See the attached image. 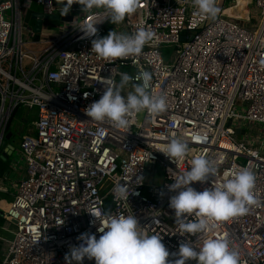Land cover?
I'll return each mask as SVG.
<instances>
[{
  "label": "built area",
  "instance_id": "1",
  "mask_svg": "<svg viewBox=\"0 0 264 264\" xmlns=\"http://www.w3.org/2000/svg\"><path fill=\"white\" fill-rule=\"evenodd\" d=\"M252 2L258 20L246 26L221 12L202 18L191 0H139L137 12L123 22H98L96 37L144 28L153 39L138 57L108 62L90 49L95 37L81 38L74 27L88 19L81 5L73 3L60 15L57 0H0V153L7 152L2 143L15 112L34 110V133L24 135L8 155L15 151L23 165H12L20 173L2 217L13 226V237L5 240L0 264H66L65 254L80 243L81 233L101 234L97 227L106 215H135L140 230L160 234L170 253L185 239L227 234L239 264H264V0ZM32 3L43 14L70 20H60L59 30L45 38L43 25L34 41L22 14ZM24 33L32 39L24 40ZM166 46L172 47L168 58L162 51ZM145 70L152 74L151 92L166 97L164 112L131 113L127 129L86 115V106L119 81L118 73L139 83ZM246 127L256 133L245 134ZM173 133L188 146L176 164L157 150ZM195 154L206 155L216 172L191 187L202 191L221 183L234 167H250L258 203L244 215L210 222L206 233L187 237L174 233L168 199L175 192L167 187L172 182L168 169H186ZM155 164L160 177H154ZM128 181L127 200L117 198L114 186ZM153 210L160 214L156 223ZM82 264L95 262L85 258Z\"/></svg>",
  "mask_w": 264,
  "mask_h": 264
},
{
  "label": "clouds",
  "instance_id": "2",
  "mask_svg": "<svg viewBox=\"0 0 264 264\" xmlns=\"http://www.w3.org/2000/svg\"><path fill=\"white\" fill-rule=\"evenodd\" d=\"M197 9V15L206 19L217 16L219 9L215 0H191ZM60 15H66L73 3L81 5L83 15L89 14L86 21L74 27L82 33L81 38L91 39V50L104 61L117 58L138 57L145 44L153 39V33L138 28L132 33L110 30L106 35L96 37L95 25L105 19L111 24H119L137 12L139 0H57ZM93 10H96L95 12ZM119 81H113L105 87L99 99L89 103L84 109L86 115L96 122H110L117 129H127L129 114L147 111L152 114L164 112L167 108L163 94L151 92L152 74L145 70L139 73V83L127 73H118ZM130 85L131 90H124ZM123 93V95H122ZM164 143L157 149L175 164L182 161L188 153L187 143L175 133L163 138ZM171 183L167 186L174 191L168 199V207L173 210L176 230L182 236L192 237L210 230V222L227 221L244 215L249 206L258 203L253 189L255 175L250 167H234L226 173L224 180L202 191L191 187L192 182L203 183L216 172V167L204 154L192 156L189 166L182 170L168 169ZM132 177V176H131ZM131 180V178H130ZM129 180V181H130ZM128 182L117 183L114 195L127 200L132 187ZM142 182L137 176L134 183ZM98 224L96 214L90 212ZM160 214L153 210L152 223L158 222ZM190 217H192L190 219ZM135 215H106L102 227H97L98 237L94 234L81 233L80 243L72 246L65 254L66 264H82L87 258L95 264H239V253L225 234L221 237L205 235L196 240L185 239L174 253L162 243L161 235L149 234L140 230ZM175 259H168L169 256Z\"/></svg>",
  "mask_w": 264,
  "mask_h": 264
},
{
  "label": "rangeland",
  "instance_id": "3",
  "mask_svg": "<svg viewBox=\"0 0 264 264\" xmlns=\"http://www.w3.org/2000/svg\"><path fill=\"white\" fill-rule=\"evenodd\" d=\"M248 1L249 0H240V2H242V3L247 2L245 4V8H248V9L251 8V10H250V16H249V20L250 21L248 23L247 22L246 23H243L242 17H239V19H238V16H233L231 14H228L231 11H233V8L236 9L239 6H241L240 5L241 3H239V0L235 4H234V0H228L227 2L223 3V7H222V9H221L220 12L221 13H224L225 15H227L229 17H233L234 19L238 20L243 25H246V26L247 25L248 26L251 25L252 26L258 20V13L255 10V7L251 3H249ZM22 2H23V0H22ZM40 9H41V7L38 6L35 3H32L31 6H30V8L27 9V10H25L24 8L22 9L24 27H31L32 28V26H33V20L30 18L31 11L40 10ZM60 25H61L60 20L48 21V22L44 23V29H43L44 30V33L42 35H45V34H47L49 32L50 33V36H52L56 31L59 30ZM25 36H26V33H24V40L26 38L28 40H30V38L32 39V35L31 34L30 35H27L26 38H25ZM36 47L37 46L34 45V44L33 45L32 44H29L28 45V48H30V49H35ZM162 51H163V56L165 58H168L169 55H170V53H171V51H172V47H169V46L163 47L162 48ZM129 90H131L130 85L125 89L124 92L126 93ZM26 113H27L28 119L25 122H21L20 121L21 117L23 115H25ZM33 115H34V110L26 111L24 108H19L15 112L14 117L12 118L10 127L15 130V133L13 134V136L10 139L9 142L12 145V147L15 148L16 150L18 149L19 140H20V136L23 133L22 132L23 129L25 131L28 130V129H31L32 130V119H33ZM140 116H142V114H140ZM257 126L258 125H256V127ZM252 128L253 127H251V128L246 127L245 129H243V131L247 135L249 134V132H253L255 134L256 133V130H255V128L252 130ZM243 139H245V136H243ZM9 159L12 160V161H18V163H17L18 166L23 165V161L19 159L18 154L15 151L11 154V156H9ZM161 173L162 172H161L160 167L157 164H155L154 165V177H160ZM12 176H14V174ZM6 185L8 186V188L5 189V193H1L0 192V209L1 210H4V208L7 207V205L9 204L11 195L13 193H15V188H13L12 185H10L9 183H6ZM12 237H13V226L11 224L9 225L8 223L5 222L0 227V240L1 241L4 240V241H2L3 247H2V249H0V252L3 251V249L5 247V240L12 239Z\"/></svg>",
  "mask_w": 264,
  "mask_h": 264
},
{
  "label": "crops",
  "instance_id": "4",
  "mask_svg": "<svg viewBox=\"0 0 264 264\" xmlns=\"http://www.w3.org/2000/svg\"><path fill=\"white\" fill-rule=\"evenodd\" d=\"M238 0H234V4L237 2ZM249 3H251L252 5H253V2H252V0H249L248 1ZM239 3H241L240 5L241 6H239L238 8H236V9H234L233 8V11H231L230 13H228V14H231V15H233V16H238V19H239V17H242V19H243V23H248L250 20H249V16H250V10H251V8L250 9H248V8H245V4L247 3V2H244V3H242V2H240V0H239ZM229 6V5H228ZM233 6V5H232ZM231 7V6H230ZM256 10V9H255ZM241 19V18H240ZM44 33V30L41 32V38H45L46 37V35L47 34H45V35H42ZM47 33V32H46ZM49 33V32H48ZM25 115H23L22 117H21V119H20V121L21 122H25L24 120H25ZM7 132L8 133H12L11 135H10V137H9V139H5V136H4V141H5V144L7 145V144H10V139L12 138V136H13V134L15 133V130L13 129V128H11L10 126H9V128L7 129ZM6 132V133H7ZM23 133H22V135L20 136V140L23 138V136L24 135H31V134H33L34 132H33V127H32V130L31 129H28V130H24L23 129V131H22ZM30 132V133H29ZM6 135V134H5ZM19 140V141H20ZM7 158H9V157H7ZM14 164V161H12V160H10V170H9V172H7L2 178H0V189H2V190H0V192L1 193H5V189L6 188H8V184L7 185H5L6 183H9L10 185H12L13 183H14V180H15V178L18 176V174L20 173V168L19 167H16V169L15 170H13V168H12V165ZM19 168V169H18ZM15 171H17L16 173H15ZM14 174V176H12ZM7 186V187H6ZM4 190V191H3ZM11 198H12V195H11ZM10 198V199H11Z\"/></svg>",
  "mask_w": 264,
  "mask_h": 264
},
{
  "label": "water",
  "instance_id": "5",
  "mask_svg": "<svg viewBox=\"0 0 264 264\" xmlns=\"http://www.w3.org/2000/svg\"><path fill=\"white\" fill-rule=\"evenodd\" d=\"M30 18L33 20V26L32 31L34 32V41H38L40 38V32L42 30V26L44 23L48 21H55V20H70V16H61L59 17L57 14H43L40 10H34L31 11ZM183 39V38H182ZM12 133H6L5 139H9L10 135ZM2 147H5V141L2 143ZM7 152L6 153H0V159L6 160L8 155L12 151V145L7 144L5 147ZM0 216H2V210L0 209ZM11 223H15L14 220L11 221Z\"/></svg>",
  "mask_w": 264,
  "mask_h": 264
},
{
  "label": "trees",
  "instance_id": "6",
  "mask_svg": "<svg viewBox=\"0 0 264 264\" xmlns=\"http://www.w3.org/2000/svg\"><path fill=\"white\" fill-rule=\"evenodd\" d=\"M228 0H215L216 6L219 9V12L221 11L223 7V3L227 2ZM218 12V13H219ZM10 170V159L7 158L6 160L0 159V178H2L7 172ZM11 200V199H10ZM5 223V220L2 216H0V227ZM3 243L0 240V249H2Z\"/></svg>",
  "mask_w": 264,
  "mask_h": 264
}]
</instances>
